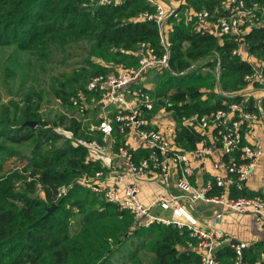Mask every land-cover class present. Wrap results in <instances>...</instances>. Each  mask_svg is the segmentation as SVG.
Returning <instances> with one entry per match:
<instances>
[{
    "label": "trees",
    "instance_id": "obj_1",
    "mask_svg": "<svg viewBox=\"0 0 264 264\" xmlns=\"http://www.w3.org/2000/svg\"><path fill=\"white\" fill-rule=\"evenodd\" d=\"M174 1H183L181 16L187 9L223 16L227 0ZM243 1L264 8V0ZM145 12H154L146 0H0V47L12 51L13 63L4 70L8 103L0 96V264H201L198 240L187 229L141 227L132 213L79 184L101 170L76 143L100 137L102 93L90 91V81L109 75L116 69L112 64L140 69L143 43L158 57L165 53L156 22L139 18ZM184 20L169 18L170 70H148L145 77L156 74L155 88H143L179 125L238 101L217 89L237 92L252 72L233 55L234 40L194 31ZM244 44L250 55L264 58V26L247 33ZM73 59L72 71L59 69ZM49 96L67 111L44 114ZM202 137L180 125L176 144L189 152ZM261 249L264 243L252 246L245 259L255 264ZM232 258L229 246L218 252L221 264Z\"/></svg>",
    "mask_w": 264,
    "mask_h": 264
},
{
    "label": "built area",
    "instance_id": "obj_2",
    "mask_svg": "<svg viewBox=\"0 0 264 264\" xmlns=\"http://www.w3.org/2000/svg\"><path fill=\"white\" fill-rule=\"evenodd\" d=\"M121 1L100 0V4ZM146 1L154 12H145L139 18L156 22L165 53L158 57L149 44L143 43L139 52L143 57L140 69L128 70L119 65L109 75L97 76L90 81L88 89L102 93L98 102L100 137L82 138L76 143L88 149V159L99 162L101 170L94 176L81 179L79 184L101 196L105 202L132 213L141 227L162 223L187 229L198 240L196 252L201 256V264H221L218 252L228 246L233 251L231 264H252L245 259L246 252L252 248L250 243L233 244L234 239L222 231L203 228L185 205L205 203L217 207L219 210L214 217L217 222L222 221L226 213L250 216L264 229V195L253 192L248 186L261 171L260 163L264 159V58L250 55L244 44L247 33L264 26V8L248 6L243 0H227L221 5L225 12L223 16L218 12L193 9L183 11L181 16L183 1H176L178 6L167 0ZM169 18H185V24L194 31L234 40L238 47L233 55L252 67L241 90L226 93L217 89L223 98L238 101L230 105L225 102L226 109L182 120V127L203 136L189 152L176 144L180 125L176 127L171 123L168 130L155 116L157 100L143 91V87L131 88L137 84L140 87L150 69L170 70ZM216 77L218 83L219 67ZM113 134H131L135 146L123 143L117 145L115 151H110L107 140ZM143 153L145 155L141 156ZM207 162H210L214 174L206 182L197 184L194 181L196 166L205 167ZM172 177L176 178V187L181 191L179 196L167 191ZM158 182L162 183L166 194L160 195L151 206H144L138 197L141 185H157ZM156 206L170 211L174 218L155 216L152 209ZM258 264H264V252Z\"/></svg>",
    "mask_w": 264,
    "mask_h": 264
},
{
    "label": "crops",
    "instance_id": "obj_3",
    "mask_svg": "<svg viewBox=\"0 0 264 264\" xmlns=\"http://www.w3.org/2000/svg\"><path fill=\"white\" fill-rule=\"evenodd\" d=\"M141 87H143L146 90H153L155 88V85L152 86V81L151 80L149 81L146 78L141 82ZM166 110L167 109H164L163 106H158V111L155 113V116L159 117L157 119V121L164 124L167 129L171 126V123H174L177 127V125L179 123L174 118L173 113L171 111H166ZM98 116H99V118H101V112L100 111H99ZM132 137L133 136H131V134H127V135L113 134V136L111 138H109V140H107V146L109 147L110 151H115V147L117 145L123 144V143H127V144L135 146V141ZM261 172H262V168H261V171L259 172V174ZM213 174H214V171L211 168L210 162H207L205 164V167L202 166V168L197 165L196 169H195L194 181L197 184H202V183L206 182L207 180H209L210 178H212ZM258 175L248 184V186L250 187V189L253 192L264 195V178L257 180L256 178L258 177ZM161 184L162 183H159V182L157 185H155V184H142L141 185V191H142L143 185H147L148 187L163 189ZM172 188L181 193V191L176 187V178L175 177H172L169 180V188L167 190L172 195H175L172 192ZM160 195H162V194L155 196V199L151 203V205L155 202V200ZM175 196H179V195H175ZM202 204L204 205L202 208L203 210L196 209V212L198 215L197 220L199 221L200 225L203 228H205L207 230H216L217 229V230L222 231L223 233L229 235V237H231L235 241L247 242V243H250L252 246L264 243V229L260 226V224L254 218H252L250 216H241V215H237V214H233V213H226L223 220L220 222H217L214 219V217H215L216 212L219 209L217 207L210 205V204H205V203H202ZM252 255H255V254L253 253ZM260 255H261V251L258 252V255L256 257L258 258ZM248 259H249V257H248ZM260 260H261V258H260ZM260 260H257L255 262V264L260 263ZM248 261H250V260H248ZM250 262L252 264H254L252 261H250Z\"/></svg>",
    "mask_w": 264,
    "mask_h": 264
},
{
    "label": "rangeland",
    "instance_id": "obj_4",
    "mask_svg": "<svg viewBox=\"0 0 264 264\" xmlns=\"http://www.w3.org/2000/svg\"><path fill=\"white\" fill-rule=\"evenodd\" d=\"M172 1V0H171ZM173 4H175L176 6H178V4L173 0L172 1ZM169 27V26H168ZM11 50L9 49H6V48H2L0 47V96H2L3 98V102L4 103H8V96H7V89L4 87V70L6 67H10V65H13L11 59L10 58V54H11ZM17 56V54H16ZM22 59H26V56L23 55L22 56ZM98 62H100L101 64L105 65L104 62L102 61H99L97 60ZM69 63H67V65L65 64L64 67H60L59 69L61 70H64L65 69V72L66 73H69L70 71L73 70V65L74 63H76V60L73 59V60H70L68 61ZM25 64V62H24ZM73 64V65H72ZM205 64V62L203 63ZM201 64V65H203ZM113 67H117L119 66V64H112ZM11 68V67H10ZM46 68L47 70H50L52 69V66L51 65H46ZM59 71V70H57ZM155 72H150L147 77H145V79L147 78L149 81L151 80L152 81V86L155 85V75L154 74ZM18 85V83H17ZM33 83L30 81L29 83H27V87H30L32 86ZM19 88V87H18ZM43 112L44 114H46L47 116H53L55 115L56 113H60V112H66L67 110L61 105V103L55 99V97H52V96H49L47 98V104H45L43 106ZM262 165V172L258 175V177L256 178L257 180L258 179H263L264 178V159L261 161L260 163ZM7 169H9V165L7 166ZM172 192L175 194V195H180L181 193L177 190H174L172 188ZM159 194H166V192L163 190V189H159V188H154V187H148L147 185H143L142 186V191L140 192V194L138 195L139 197V200L141 201V203L146 206V207H149L151 206V203L154 201L155 199V196L156 195H159ZM203 204L202 203H198L197 205H192V204H186L185 207L186 209L191 213L193 214L196 218H198V215H197V212H196V209H200V210H203ZM152 214H154L155 216H159V217H162V218H174L172 213L170 211H165L163 210L160 206H156L155 208L152 209ZM264 252V249H261V255L257 258V260H260V262L262 261V253Z\"/></svg>",
    "mask_w": 264,
    "mask_h": 264
},
{
    "label": "water",
    "instance_id": "obj_5",
    "mask_svg": "<svg viewBox=\"0 0 264 264\" xmlns=\"http://www.w3.org/2000/svg\"><path fill=\"white\" fill-rule=\"evenodd\" d=\"M26 125H30V126L35 127V123H32V122H27ZM54 209H55V206H53L51 209H49V214H52ZM238 243H239L238 241L233 240V244H238Z\"/></svg>",
    "mask_w": 264,
    "mask_h": 264
}]
</instances>
